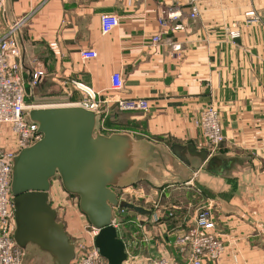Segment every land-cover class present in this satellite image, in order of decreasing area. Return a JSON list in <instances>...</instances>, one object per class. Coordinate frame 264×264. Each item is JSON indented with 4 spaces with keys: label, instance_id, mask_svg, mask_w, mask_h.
<instances>
[{
    "label": "crops",
    "instance_id": "1",
    "mask_svg": "<svg viewBox=\"0 0 264 264\" xmlns=\"http://www.w3.org/2000/svg\"><path fill=\"white\" fill-rule=\"evenodd\" d=\"M161 3L171 0H0V34L28 14L19 36L22 76L27 80L40 72L34 92L48 98V106L79 102L76 83L97 93L101 110L93 130L108 138L106 186L116 194L127 186L141 189L129 212L144 220L154 212L147 201L156 198L159 217L146 224L141 247L176 258L173 237L209 203L225 247L209 264H264V0L204 1L184 30L152 43ZM250 9L261 16L258 21H246ZM101 13L118 19L104 34ZM231 29H237L236 37ZM165 38L179 44L178 50ZM85 49L96 56L81 58ZM113 72L119 73V89L110 87ZM27 92L25 84V104ZM139 98L145 100L143 109H119L115 102ZM207 106L217 111L223 136L212 152L193 122ZM13 143L14 135L0 124V148ZM54 180L49 202L77 199L63 189L54 192ZM67 213V236L76 237L73 244L85 243L79 233L84 221ZM130 213L117 217L126 252L136 240L120 231L134 228L126 222ZM50 263L52 256L38 245L23 248L21 264Z\"/></svg>",
    "mask_w": 264,
    "mask_h": 264
},
{
    "label": "built area",
    "instance_id": "2",
    "mask_svg": "<svg viewBox=\"0 0 264 264\" xmlns=\"http://www.w3.org/2000/svg\"><path fill=\"white\" fill-rule=\"evenodd\" d=\"M207 0H171V3L160 4L156 18L157 32L152 35L151 42L161 41L165 33H173L185 29V22L194 20L199 13L200 5ZM246 21L256 22L261 18L253 9L244 12ZM264 17V15H263ZM27 15L13 19L7 24L5 30L0 34V124H5L14 135L13 146L9 149L0 148V264H21L23 249L16 245L12 238L14 228L12 194L10 192V175L14 156L23 148L29 147L39 141L42 133L38 131L37 123L30 120L27 111L36 105H27L24 102V85L27 83L28 89L37 84L40 72H32L25 83L22 76L23 66L20 60L21 44L19 36ZM118 23L114 13H101L99 24L101 33H107ZM231 37L238 35L237 29L228 31ZM170 44L172 50H178L179 44L173 43L168 38L164 39ZM96 52L92 49L80 51L83 59L93 58ZM119 73L113 72L110 75V87L119 89L121 87ZM81 90L82 97L79 102L70 105L81 106L92 111L95 115L100 113L101 103L96 97V92L82 83H76ZM116 105L119 109H143L144 99H117ZM200 130L205 141L207 151H214L223 141L221 127L217 111L207 106L201 109L198 116L193 121ZM142 191L135 186L123 187L116 194L117 205L112 206L110 223L114 226L116 233L119 221L117 217L130 213L126 204L134 205L136 199L141 197ZM124 202V204H121ZM153 216L150 220H144L133 213L126 222L133 229L130 233L131 239L135 233H139L143 239L146 238L148 229H144L146 224L158 219L157 204H151ZM88 241L77 242L74 246V260L76 264H106L98 249L95 247L93 239L97 230L89 223L86 225ZM124 243V242H123ZM176 251V258H169L165 255H145L139 260H135L134 254L125 251L126 257L123 262L130 261V264H209L217 259L224 252V242L219 237L215 229L214 217L211 205L205 203L199 206L190 221L172 240ZM125 248V246H124ZM128 264V263H127Z\"/></svg>",
    "mask_w": 264,
    "mask_h": 264
},
{
    "label": "water",
    "instance_id": "3",
    "mask_svg": "<svg viewBox=\"0 0 264 264\" xmlns=\"http://www.w3.org/2000/svg\"><path fill=\"white\" fill-rule=\"evenodd\" d=\"M27 115L42 137L13 158L9 185L14 242L22 249L34 243L52 256L53 264H70L74 245L48 200L51 181L58 178L97 230L93 242L106 264H121L126 257L124 243L110 223L112 206L118 202L103 174L108 138L94 132L95 114L81 106L63 105L33 107Z\"/></svg>",
    "mask_w": 264,
    "mask_h": 264
},
{
    "label": "rangeland",
    "instance_id": "4",
    "mask_svg": "<svg viewBox=\"0 0 264 264\" xmlns=\"http://www.w3.org/2000/svg\"><path fill=\"white\" fill-rule=\"evenodd\" d=\"M22 73H23V71H22ZM23 80H24V82L26 83L27 82V80H25L24 78H23ZM26 86L28 87V85H27V83H26ZM35 87L36 86H34V87H31V88H29V91H30V93H28L27 92V96H26V104L27 105H30V104H33V105H44V106H48L47 104H49V99L48 98H42V97H40V96H37L36 94H35ZM36 96V97H35ZM8 127V126H7ZM8 130H9V127H8ZM9 133L10 134H12V132L9 130ZM54 185H55V187H56V189H54V192H56V190L58 189V190H60V191H63L62 190V187H61V185H60V181H59V179L57 178V179H55L54 180ZM64 192V191H63ZM59 197V196H58ZM62 198V197H61ZM140 199V197H138L137 198V200H139ZM156 198H152V197H150V199L147 201V202H149V204L151 205V204H154L155 205V203H156V200H155ZM70 202L68 203H66V202H61L60 204H58V203H51L50 202V206L55 210V213H56V219L58 220V221H60V222H62L63 224H64V220L66 221V219H67V217H68V211L69 212H73L74 213V215L76 216V214H78V216L80 217V219H82L83 221H84V226H80L79 227V229H81L80 230V232L79 233H81V238H85L86 239V241H88V234H87V232H86V225H88V221L86 220V217H85V215L83 214H80L79 212H81L80 210H79V208H78V205H77V199L75 198V199H73L72 198V200H69ZM121 204H124V202H121ZM201 205H203V204H201ZM200 205V206H201ZM151 207H152V205H151ZM77 217V216H76ZM79 219V220H80ZM136 229H120V231H121V233H122V235L124 236L125 235V238H126V236H129L130 235V233L131 232H134ZM156 232H155V234H157V233H159L160 232V229H154ZM170 237H172V235H169ZM175 237V236H174ZM174 237H173V239H174ZM69 238V237H68ZM71 238V240H73V241H71V243L72 242H76V237H70ZM70 238H69V241H70ZM142 239L143 241L142 242H144V239L142 238V236L141 235H139V233H135L134 234V239H136L133 243V247H127V249H128V252L127 253H129V254H134V255H136V254H143L144 256L145 255H152V253L151 252H153V251H151V249L149 250L148 249V251L145 249V247H141V245L139 244V243H141V241L139 242V239ZM145 239H147V238H145ZM172 239V240H173ZM159 240V239H158ZM78 241V240H77ZM85 241V242H86ZM84 243V242H83ZM150 243V242H149ZM73 244V243H72ZM75 244V245H74ZM73 245L74 246H76V243H74ZM75 249V248H74ZM167 251L169 252L170 251V248H169V250L167 249ZM149 252V253H148ZM156 254V253H155ZM74 260V257L72 258V260L71 261H73ZM73 263V262H72ZM50 264H53V263H50ZM74 264V263H73Z\"/></svg>",
    "mask_w": 264,
    "mask_h": 264
}]
</instances>
